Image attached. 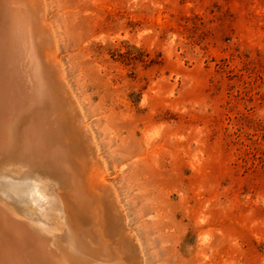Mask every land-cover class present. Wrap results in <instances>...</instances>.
<instances>
[{
  "label": "rangeland",
  "instance_id": "374dc122",
  "mask_svg": "<svg viewBox=\"0 0 264 264\" xmlns=\"http://www.w3.org/2000/svg\"><path fill=\"white\" fill-rule=\"evenodd\" d=\"M44 2L56 66L141 264H264V0ZM0 158V205L74 248L45 166Z\"/></svg>",
  "mask_w": 264,
  "mask_h": 264
},
{
  "label": "bare ground",
  "instance_id": "6f19581e",
  "mask_svg": "<svg viewBox=\"0 0 264 264\" xmlns=\"http://www.w3.org/2000/svg\"><path fill=\"white\" fill-rule=\"evenodd\" d=\"M25 1L28 5L27 8L33 15V20L36 23L35 29H38L36 31L42 42L39 53L59 83L61 98L57 97L60 99L62 120L66 123L65 127L69 132V139L62 138L63 128L60 127L61 124H54L50 128L46 127L48 122L45 124L37 122L38 125L35 123V111H38V114L40 111H45L42 106L45 102L41 104L40 101L42 100L41 97L45 98V101L49 97L45 91L48 82L43 80L37 86V83H34L33 79L31 80V73L28 70L25 72L29 76L23 74L26 80L24 81L23 76L22 84L16 79L18 82L16 86L14 84L17 88H15L16 93L9 85V83L11 84L9 75L12 74L13 70L12 63L19 58L30 59L32 56V50L25 39L26 37L18 35L15 37V41L9 42L11 50L5 53L1 50L4 43H0V154H4L8 158L15 157L24 160L27 164L32 163L31 161L39 164L41 162L46 168L42 172H48V177L50 176L55 183L63 188L62 191L59 190L60 193L57 192V195L62 202H60L61 212L66 217V221L70 223L67 234L70 238L72 237L75 246L74 248L71 247L70 251L59 248L53 241L54 232L50 233L41 230V228L31 227L27 224L28 222L14 216L0 205V264H53V260H57L58 257L54 251L46 248L49 241L54 248L60 249L59 253L67 259V264H93L90 260L95 261L97 254H105L106 252H111L113 256L117 257V264H137L136 262L142 259L139 257L141 256L139 255L140 246L135 238L126 233L125 225H123L124 220L120 215L121 211H119L120 213L117 211L118 208L113 203L114 199L110 198L111 190L107 194L108 191L104 187L106 182L103 176L104 168H101L100 161L94 160L96 153L93 154L90 146L86 145L88 143L85 140L89 139L87 137L89 136L87 135L88 128L77 110L78 106L76 108L73 103L74 100L70 96L67 83L64 82L65 78H62L64 75L58 70L59 67L57 66L60 65V62L56 54V40L53 39L55 41H52L50 34L52 31H50V24L46 17L45 2L44 0ZM12 4V0H0V16ZM1 31L0 28V39ZM54 91L56 93V90ZM14 94L16 95L14 96ZM48 111L50 112V110ZM49 112L47 114H50ZM45 120L47 121V118ZM45 120L43 121L45 122ZM49 125L52 124L49 122L47 126ZM64 139V144L67 145L62 143ZM64 146L65 148H63ZM66 146L74 148V157H69ZM1 166L4 167V165ZM102 167L104 166L102 165ZM55 183L53 185H56ZM0 186L3 185L0 184ZM12 192L13 194L8 192L6 195L11 196L13 199L10 202L18 207L21 205L19 197L14 191ZM79 204L83 206L85 204V212ZM93 223L96 224L95 229L87 228ZM93 236L95 242L92 240ZM87 239L93 248L86 245Z\"/></svg>",
  "mask_w": 264,
  "mask_h": 264
},
{
  "label": "water",
  "instance_id": "95a60500",
  "mask_svg": "<svg viewBox=\"0 0 264 264\" xmlns=\"http://www.w3.org/2000/svg\"><path fill=\"white\" fill-rule=\"evenodd\" d=\"M12 2L13 4L9 5L5 13H3L0 16V28L2 29L0 43L1 42L4 43L3 48H1V50H3V53H5L8 50H11L9 46V42L15 41L14 40L15 37L18 35L20 37L25 36L26 37L25 39L28 41L29 46L32 50L31 51L32 56L30 57V59L19 58V60L14 62L15 64L12 63L13 65H11V67H13V70H12V74L9 75L10 82H11V84L9 83V85L11 88H13L14 93H16L15 90L17 88L15 86L18 83L16 79L19 81V83L22 84L23 82L22 77L24 76L23 74H25V76L27 75L29 76V74L25 72L28 70L31 73V80L33 79V82L37 83V86H38V83L41 84V81L43 80L48 82L49 88L46 87L45 91L46 93H48L49 97L46 101H45V98L43 99L41 97L42 100L40 101V103L42 104L45 102L42 106L43 108H45L46 112H47L46 108L50 110V112L48 111L50 113L49 122L51 123L53 119L56 125L57 123L61 124L60 127L63 128L62 138L65 137L66 139H69L68 137L69 132L67 128L65 127L66 123H64V121L62 120V114H61V109L59 105V101H60L59 97L61 98V92L59 90L60 89L59 83L56 79L55 74L52 73V71H50V69L47 67L46 62L42 59L41 53H39L42 42H41L40 36L38 35L36 31L38 29H35L36 23H35V20H33V15L30 13L29 8H27L28 5L26 4L25 0H12ZM9 54H10V51H9ZM24 56H25V53H24ZM25 76H24V81L26 80ZM54 86L56 87L55 89H54ZM47 89H49L50 92ZM54 90H56L57 95ZM53 91L55 94L53 93ZM15 95L16 94H14V96ZM34 117H35V123L42 122L45 124L47 122V121L44 122L43 120H41L42 118L40 117V114H38V111H35ZM62 143L63 144L65 143V139L63 140ZM64 145H67V144H64ZM63 148H65V146ZM66 149L69 154V157L70 158L74 157V152H73L74 148H72L71 146H66Z\"/></svg>",
  "mask_w": 264,
  "mask_h": 264
}]
</instances>
